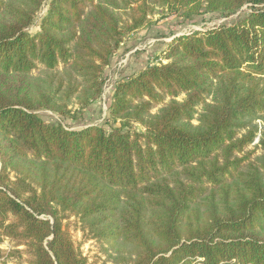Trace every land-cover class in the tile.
<instances>
[{
  "label": "trees",
  "instance_id": "1",
  "mask_svg": "<svg viewBox=\"0 0 264 264\" xmlns=\"http://www.w3.org/2000/svg\"><path fill=\"white\" fill-rule=\"evenodd\" d=\"M159 8L231 20L174 37L119 82L105 125L38 115L99 100L113 56ZM39 68L67 75L53 90ZM263 113L264 0H0V245L89 264L64 224L76 216L89 239L133 246L129 264H264V160L239 157Z\"/></svg>",
  "mask_w": 264,
  "mask_h": 264
},
{
  "label": "rangeland",
  "instance_id": "2",
  "mask_svg": "<svg viewBox=\"0 0 264 264\" xmlns=\"http://www.w3.org/2000/svg\"><path fill=\"white\" fill-rule=\"evenodd\" d=\"M231 18L226 19L218 16H208L199 20L197 25L184 24L177 15L167 13L164 8H159L157 15L153 16L150 23L138 30L134 35L126 39L124 44L113 56L111 65L105 73L106 83L102 97L87 108H82L79 98H74L69 103L68 114L64 119L50 111H39L38 115L47 122H60L74 130H80L91 125H105L108 115V108L113 99L114 90L119 82L127 80L138 74L147 67L157 64L159 54L174 37L188 34L195 30H206L227 23ZM37 23L35 28L37 27ZM66 72L60 69L59 72L51 73L39 68L32 78L38 80L44 86L58 87V78L65 77ZM55 81L52 82V79ZM184 96L178 98L182 101ZM60 102V101H59ZM156 112V110L154 111ZM202 107L198 108L194 124H198ZM255 125H258L259 133L254 143L248 146L244 153L239 155L244 158V167L248 164L260 165L263 162L264 151L260 146V138L264 132V113L255 118L251 125L240 132L242 137ZM178 176L170 177L171 181ZM184 177L181 176V179ZM65 227L69 230L72 239L78 249L88 258L89 264H129L135 259V249L126 244L122 239L115 243L105 240H91L87 233L83 232L82 225L76 216L64 221ZM3 250V257L0 264H31L29 256L24 252V247L16 248L8 240L0 245Z\"/></svg>",
  "mask_w": 264,
  "mask_h": 264
}]
</instances>
